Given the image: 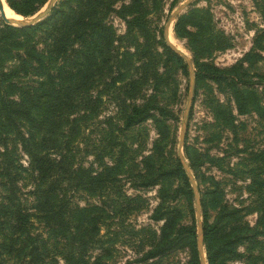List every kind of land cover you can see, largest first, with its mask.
Masks as SVG:
<instances>
[{"label": "trees", "instance_id": "trees-1", "mask_svg": "<svg viewBox=\"0 0 264 264\" xmlns=\"http://www.w3.org/2000/svg\"><path fill=\"white\" fill-rule=\"evenodd\" d=\"M46 1L4 0L23 17ZM117 1L58 0L28 27L0 23V264H99L106 252L100 230L120 211L118 201L127 199L125 182L142 189L175 174L187 181L175 156L167 168L149 166L150 156L122 158L124 133L155 122L156 116L173 117L161 104L159 90L172 72L186 78L187 68L166 45L161 29L158 39L145 45L134 41L131 51L118 53L105 20L108 12L119 13L113 6ZM142 5L124 20L128 35L145 10ZM185 26L178 18L174 32L183 35ZM125 36L119 37L124 43ZM193 67L195 81L205 75L217 82L214 72ZM207 194H215L214 189ZM90 197L94 202L87 201ZM263 202L247 210L257 213L253 226L243 220V208L219 205L210 223L202 214L206 264H224L218 257L231 258L238 245L264 240ZM199 203L204 207L201 196ZM163 211L158 204L150 214L153 221L169 217L137 261L170 252L187 234L188 264H199L193 225L172 228L175 210Z\"/></svg>", "mask_w": 264, "mask_h": 264}, {"label": "rangeland", "instance_id": "rangeland-1", "mask_svg": "<svg viewBox=\"0 0 264 264\" xmlns=\"http://www.w3.org/2000/svg\"><path fill=\"white\" fill-rule=\"evenodd\" d=\"M47 1L34 14L42 10ZM183 1L115 2L113 6L119 13L108 12L105 20L117 39L114 44L121 48L117 52L127 48L131 51L134 41L145 45L153 37L158 39V30L162 32L170 12ZM139 2L145 10L141 16L137 15V24L132 26L129 36L124 20L132 13L136 15ZM128 3L130 8H119ZM9 11L21 20L32 16L23 17ZM178 18L186 23L183 35L174 32ZM0 23L10 25L1 18ZM168 30L172 45L190 60L193 78L194 64L218 75L217 82L205 75L194 80L182 145L183 157L187 166H191L188 168L204 203L202 208L199 203L200 223L202 214L205 222L210 223L218 206L224 205L245 209L243 220L253 226L257 213L247 210L257 208L264 198V0H193L169 22ZM121 35L128 37L126 43L119 39ZM167 66L171 74V67ZM162 70L158 65V72ZM146 90L148 93L149 89ZM187 92L188 74L184 78L179 71L172 72L171 80L159 90V99L173 117L162 120L155 115V122L150 119L124 133L122 158L138 161L141 156H150L149 166H171L177 157V138ZM107 108L104 113L109 112ZM22 159L24 163L25 158ZM86 160L92 161L91 156ZM104 161L108 160L104 158ZM213 189L215 194L208 195ZM123 191L127 199L118 201L120 211L105 221L107 229L100 230L106 252L99 264H188L192 253L191 238L187 234L183 235L179 247L170 252L144 262L137 261L140 254L156 242L164 220L169 217L167 213L158 221L149 218L158 204L162 205L163 212L169 207L175 210L172 228L193 225L192 240L197 255L193 196L188 179L185 183L175 174L142 189H133L125 182ZM94 200L87 198L91 203ZM169 226L163 229L170 231ZM202 252L206 264L203 238ZM235 252L231 258L229 255L218 259L224 264H264L261 237L253 243L238 245ZM95 253L93 251L92 255Z\"/></svg>", "mask_w": 264, "mask_h": 264}, {"label": "water", "instance_id": "water-1", "mask_svg": "<svg viewBox=\"0 0 264 264\" xmlns=\"http://www.w3.org/2000/svg\"><path fill=\"white\" fill-rule=\"evenodd\" d=\"M193 0H184L180 4L176 5L173 10L170 12L166 23L163 27L162 34L164 41L166 45L172 49L177 55H179L182 60L184 61L186 68H187V74H188V92L186 95V102H185V107L182 113L181 117V124L178 132V138H177V148H176V153H177V158L180 163V166L186 175L192 196H193V205H194V216H195V223H196V237H195V243H196V251H197V256H198V263L199 264H204V259H203V252H202V227L200 223V218H199V196H198V191L196 188V184L194 182L193 176L185 162V159L182 154V145H183V139H184V134L186 130V125H187V119H188V113L191 107V102H192V93H193V86H194V78H193V68L191 65L190 60L185 56V54L180 51L178 48L173 46L172 44L169 43L167 40V31L169 27V22L178 14L180 13L183 9H185L190 2ZM55 0H48L46 3V6L42 10H40L38 13L33 14L29 19L27 20H15L10 17H6L2 11L1 4H0V18L2 21H4L7 24L17 26L20 28H25L28 27L40 20H42L50 10V8L53 6ZM7 6V5H6Z\"/></svg>", "mask_w": 264, "mask_h": 264}, {"label": "bare ground", "instance_id": "bare-ground-1", "mask_svg": "<svg viewBox=\"0 0 264 264\" xmlns=\"http://www.w3.org/2000/svg\"><path fill=\"white\" fill-rule=\"evenodd\" d=\"M0 4H1L2 11H3V13H4V15H5L6 17H10V18H13V19H15V20H19V18L16 17V15H13V14L9 11V9L7 8V6L5 5V3H4L3 0H0ZM169 30H170V29H169ZM169 30L167 31V40L169 41L170 44H172L173 39H172L171 37H169V36H170V32H169ZM173 44H174V43H173ZM177 48H178V47H177Z\"/></svg>", "mask_w": 264, "mask_h": 264}]
</instances>
